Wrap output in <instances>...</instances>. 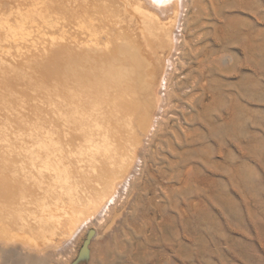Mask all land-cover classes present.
I'll use <instances>...</instances> for the list:
<instances>
[{
  "label": "bare ground",
  "instance_id": "6f19581e",
  "mask_svg": "<svg viewBox=\"0 0 264 264\" xmlns=\"http://www.w3.org/2000/svg\"><path fill=\"white\" fill-rule=\"evenodd\" d=\"M188 2L0 0L4 263L44 264L35 256L57 252L50 247L60 236L70 235L85 220L91 223L101 215L97 212L115 213L117 198L147 168V144L165 141L173 148L195 140L193 135L180 138L181 132L168 126L174 121L169 112L180 102L192 110L203 108L208 92L217 98L215 57L217 48L226 47L229 26L220 25L223 34L213 26L198 41L211 40L212 49L198 44L194 52L187 48L182 54L179 37ZM222 16L215 11L216 23L224 24ZM180 57L197 68L173 84L175 73L184 69L177 63ZM187 84L189 92L183 91ZM213 100L204 114H182L185 123L206 124L200 119L208 118ZM65 127L74 132L62 135ZM14 156L21 160L18 165H38L31 162L27 172L16 174ZM27 173L35 178L16 177Z\"/></svg>",
  "mask_w": 264,
  "mask_h": 264
},
{
  "label": "rangeland",
  "instance_id": "374dc122",
  "mask_svg": "<svg viewBox=\"0 0 264 264\" xmlns=\"http://www.w3.org/2000/svg\"><path fill=\"white\" fill-rule=\"evenodd\" d=\"M186 10L179 37L182 54L187 48L194 52L213 26L219 34L220 25L229 26L224 29L226 47L217 48L215 57L219 70L212 84L219 91L217 98L208 92L203 108L192 110L180 102L169 112L174 121L168 126L180 131V138L193 135L195 140L173 148L165 141L147 144V168L136 175L137 184L117 198L116 212H97L102 216L94 215L91 223L84 219L71 236H60L50 247L57 252L34 255L37 262L264 264V0H189ZM218 10L224 24L214 20ZM210 44L207 40L199 47L209 50ZM181 57L177 63L184 69L175 73L173 84L197 68ZM183 91H191L190 85ZM211 100L208 118L200 119L206 124L185 123L182 114H204ZM65 129L62 135L74 132V127ZM19 158H12L16 174L34 164L18 165L26 160ZM27 174L16 177L35 178ZM90 230L96 234L83 250ZM1 258L0 264H24Z\"/></svg>",
  "mask_w": 264,
  "mask_h": 264
},
{
  "label": "water",
  "instance_id": "95a60500",
  "mask_svg": "<svg viewBox=\"0 0 264 264\" xmlns=\"http://www.w3.org/2000/svg\"><path fill=\"white\" fill-rule=\"evenodd\" d=\"M96 232L94 230H90L88 232V235H87V240L85 241V244H84V247H83V250H86L90 241L92 240V238L95 236Z\"/></svg>",
  "mask_w": 264,
  "mask_h": 264
}]
</instances>
